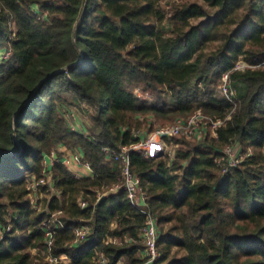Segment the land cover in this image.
<instances>
[{
	"label": "trees",
	"instance_id": "obj_1",
	"mask_svg": "<svg viewBox=\"0 0 264 264\" xmlns=\"http://www.w3.org/2000/svg\"><path fill=\"white\" fill-rule=\"evenodd\" d=\"M163 1L0 0V226L11 227L0 264H140L146 214L125 188L110 192L123 166L105 148L197 110L225 123L170 137L158 157L131 153L158 221L157 264H264V0ZM68 105L89 115L82 129ZM236 142L251 154L224 175L216 159ZM59 145L82 148L94 175L55 162L36 205L28 184ZM80 223L90 232L75 245Z\"/></svg>",
	"mask_w": 264,
	"mask_h": 264
},
{
	"label": "built area",
	"instance_id": "obj_2",
	"mask_svg": "<svg viewBox=\"0 0 264 264\" xmlns=\"http://www.w3.org/2000/svg\"><path fill=\"white\" fill-rule=\"evenodd\" d=\"M41 16H44V14H41ZM262 64H264V62ZM247 66H250L247 62L239 61L235 69H245ZM221 88L224 94L228 97L229 101L236 105L235 90L229 82V73L224 75ZM228 118H230V115L227 119ZM224 123L225 119L208 116L199 110L191 115V117L177 118L172 125L159 127L152 133H146L145 131L138 130L136 135L141 137V139L136 143L124 145L119 149L105 148L108 157L120 161L123 166L122 181L119 185L111 187L110 192H114L120 187L125 188L133 206L146 214V222L140 231L141 241L144 245L139 251V255L142 259L140 264H157L160 260L161 252L158 248L160 230L157 218L148 207V193L141 185L140 177L132 170L131 153L133 151H144L149 157H158L170 148L168 140L170 137L185 134L190 138H200L203 134L205 135L208 132L207 130L211 126L216 133L217 128ZM172 146V149H174L177 144H173ZM250 154V150L247 151V153H244L242 145L239 142H236L227 145L223 150H221V154L216 161L222 167V173L226 175L232 168L240 165L244 158ZM44 159V176L41 178H32L28 184L30 194L33 192L35 193L43 185L48 183L47 177L51 175L52 168L57 161L64 163L77 177L94 175L91 163L85 158V153L78 149L67 150L61 157L54 155L53 158L50 156V159H48L44 156ZM75 166L80 167L84 172L74 169ZM32 201L36 203L34 199ZM80 203L84 208L87 206V201L85 200L81 199ZM52 217V224H57L58 220L56 216L53 215ZM61 224L64 225L62 222ZM0 228H3V230L0 229L1 241L11 227L9 225L7 227L0 226ZM5 228L6 233L4 232ZM49 229L50 230L47 232V235H49L48 243L49 246H51L55 230L52 228ZM74 229L76 233L74 242L75 245H77L87 238L90 232V226L85 223H80ZM128 239L129 237H127V240ZM111 240L119 242L122 241V238L113 236L111 237ZM48 260L51 263H56L58 262V257L53 254H49ZM108 261L109 259L104 255H100L98 259V262L101 264H106Z\"/></svg>",
	"mask_w": 264,
	"mask_h": 264
},
{
	"label": "rangeland",
	"instance_id": "obj_3",
	"mask_svg": "<svg viewBox=\"0 0 264 264\" xmlns=\"http://www.w3.org/2000/svg\"><path fill=\"white\" fill-rule=\"evenodd\" d=\"M168 1L169 0H164L163 1V5L165 6V5H167L168 4ZM171 1H173V0H171ZM50 4H51V2H50ZM45 12V11H44ZM41 13V12H40ZM42 14V13H41ZM1 51V50H0ZM1 53V55H0V57L1 58H3V57H7L8 55H9V51L8 52H0ZM222 83L223 82H221V84H220V86L222 85ZM136 92H138V89L136 90ZM66 111L64 112V116H65V118H66V120L69 122V124H71V126L72 127H74V128H76V129H82L83 128V125H84V123L86 122V120H87V116H89V115H86V114H84L82 111H80L77 107H75V106H70V105H68L66 108ZM197 111H199V110H197ZM196 112V111H195ZM202 112V111H201ZM203 113V112H202ZM203 114H205V113H203ZM209 116V115H208ZM189 117H191V116H189ZM188 118V117H187ZM214 118H216V117H214ZM175 122V121H174ZM167 125H172V123H169V124H165V125H163V126H167ZM160 127H162V126H160ZM159 128V127H158ZM154 130H152V131H148V133H152ZM208 132H210L211 133V135H213L215 132H214V130H213V127L211 126L208 130H207ZM216 134V133H215ZM183 135V134H182ZM206 135V134H205ZM204 134H203V136L201 137L202 139L204 138V136H205ZM192 138H194V137H192ZM71 149H78V150H81V151H83V149L82 148H80V147H74V148H67V147H65V146H63V145H59V146H57V147H54L53 149H52V151L51 152H48V153H46L44 156H46L48 159H50V156L53 158V156L55 155V156H59V157H61L64 153H65V151H67V150H71ZM169 149H172V148H169ZM84 152V151H83ZM44 160L45 159H43V165L45 164L44 163ZM93 169V168H92ZM93 172H94V170H93ZM88 176H91V175H88ZM33 178H37L36 176L35 177H33ZM44 192H43V186L40 188V189H38L35 193L33 192L32 194H30V196L32 197V199H34L35 200V202L36 203H34V204H36V205H40L41 203L39 202V199H41L42 197H44ZM1 230H3V228H0ZM4 232L6 233V228L4 229Z\"/></svg>",
	"mask_w": 264,
	"mask_h": 264
},
{
	"label": "water",
	"instance_id": "obj_4",
	"mask_svg": "<svg viewBox=\"0 0 264 264\" xmlns=\"http://www.w3.org/2000/svg\"><path fill=\"white\" fill-rule=\"evenodd\" d=\"M61 70H62V69H58V70H56V71L50 73L49 75H47L44 79H42V80L40 81V83L37 85V87L35 88V91H34V92H36V91L38 90V88H39L40 86H42L44 82H46V80H47L48 78H50L51 76H53V75H55L56 73L60 72ZM31 99H32V97L29 98V101H31Z\"/></svg>",
	"mask_w": 264,
	"mask_h": 264
},
{
	"label": "crops",
	"instance_id": "obj_5",
	"mask_svg": "<svg viewBox=\"0 0 264 264\" xmlns=\"http://www.w3.org/2000/svg\"><path fill=\"white\" fill-rule=\"evenodd\" d=\"M74 169L84 172L80 167L75 166Z\"/></svg>",
	"mask_w": 264,
	"mask_h": 264
},
{
	"label": "bare ground",
	"instance_id": "obj_6",
	"mask_svg": "<svg viewBox=\"0 0 264 264\" xmlns=\"http://www.w3.org/2000/svg\"><path fill=\"white\" fill-rule=\"evenodd\" d=\"M168 150H169V149H168ZM141 152H144V151H141ZM164 153H165V152H164ZM164 153H163V154H164ZM144 154H145V152H144ZM145 155H146V154H145ZM161 155H162V154H161ZM146 156H147V155H146ZM148 157H149V156H148ZM52 264H54V263H52Z\"/></svg>",
	"mask_w": 264,
	"mask_h": 264
}]
</instances>
